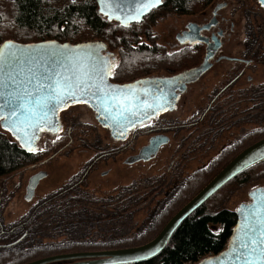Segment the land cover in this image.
<instances>
[{"label": "rangeland", "instance_id": "rangeland-1", "mask_svg": "<svg viewBox=\"0 0 264 264\" xmlns=\"http://www.w3.org/2000/svg\"><path fill=\"white\" fill-rule=\"evenodd\" d=\"M221 1L212 0L208 5L198 6L191 15L161 12L163 14L150 22V34L168 54L184 50L175 40L176 33L182 31L188 21H196L198 25L206 23L210 19L211 6ZM227 2L228 6L218 14L223 19L219 21L218 27L230 25L229 9L232 2ZM240 24H244V18ZM231 45V42L227 43L222 51L229 54ZM114 52L118 59V52ZM186 54L192 61H187L185 66L200 58L199 54L192 50ZM220 67L218 64L206 72L200 82L190 84L180 96L173 111L152 120L149 118L141 124L161 125L169 131V141L160 147L151 160L132 164L124 162L128 156L136 154L147 144L152 135L151 128L137 130L134 137L137 129V126H134L135 129L132 128L128 132L126 140L116 139L99 125L95 112L86 103L69 104L60 112V129L55 133L43 131L38 135L36 151L41 155L39 160L0 177L2 222H19L18 220L25 218L37 202L71 182L75 184L72 194L74 201H71L76 204L75 210L81 212L92 209V215L88 214L89 223L74 226L70 224L69 230L65 232L60 228L45 226L41 231L26 237L28 245H51L82 239L124 246L140 244V239L144 237V231L148 227V219L163 207L187 179L193 178L194 172L202 167H209L210 162L217 158L222 149L235 140L264 127V110L251 114L216 113L211 121L209 114L200 118L203 107L198 108L202 101L199 94L205 88H210L213 78H216L215 73L226 72L223 66ZM173 71L161 69L152 73L160 75ZM263 75L264 72L261 76ZM137 76L142 74L139 72L133 78ZM194 120L197 121L193 122ZM188 123L189 126H184ZM0 131L12 139L1 127ZM164 133L166 134V131ZM173 163L174 166L178 165L177 170L173 168ZM223 163L224 161H220L215 164L216 172ZM40 170L45 171L46 176L39 181L33 197L26 200L24 195L27 181ZM215 170L210 175H207L206 170L203 171L205 176L196 178L197 182L179 196L178 205L206 183L216 173ZM246 173L247 176L235 177L220 188L205 203V209L209 212H216L221 208L233 211L241 203L249 202L248 194L264 185V162L253 166ZM121 187H126L131 195H127ZM64 204L65 202L61 203L62 206ZM212 229L219 231L220 225L212 226ZM121 239L129 242H114ZM133 240L140 241L135 243ZM16 260L20 259L7 256L0 260V263L6 264Z\"/></svg>", "mask_w": 264, "mask_h": 264}, {"label": "trees", "instance_id": "trees-1", "mask_svg": "<svg viewBox=\"0 0 264 264\" xmlns=\"http://www.w3.org/2000/svg\"><path fill=\"white\" fill-rule=\"evenodd\" d=\"M211 1L162 0L160 6L152 9L139 23L121 26L114 21H108L98 12L96 0H0V44L9 39L18 42H36L48 39L70 43L103 41L109 51L114 54V50L118 52V59L115 54L114 65L111 74H109V80L113 82L130 80L139 71L142 76L161 69L179 72L195 65L199 59L185 66L187 61H192L186 54L189 50H179L173 54L166 53L164 47L158 45L150 34L149 24L158 15L163 14L161 12L191 15L198 6L208 5ZM263 137L264 130H255L242 136L223 148L217 158L210 162L209 167H202L194 172L193 178L187 179L163 207L159 211H155L148 219V227L144 231V237L140 239V244L129 246L125 244L124 246L123 244L118 245V243H100L86 239L68 240L51 245H29L26 249L20 250L2 248L0 260L12 256L20 260L6 264H24L55 254L114 249L146 243L160 231L178 209L208 183L211 177L238 154V150H243ZM40 157L38 151H24L13 138L9 139L4 132L0 131V177L33 164ZM220 161H224V163L216 172L215 164ZM263 162L264 160L251 165L235 177L247 176L246 172L250 168ZM205 170L207 175H210L214 170L216 173L214 172L215 174L206 183L178 205L179 196L197 182L196 178L205 176L203 172ZM74 186V183L68 182L41 199L25 218L19 220L18 225L14 226L15 230L12 229V226L9 227V230H7L8 226H6L7 228L4 226L3 230L0 227V240L6 239L7 235L23 233L29 237V234L37 233L45 226L60 228L65 232L69 230L70 224L74 226V224L89 223L88 214L92 215L90 213L92 209L88 208L78 212V209L75 210L76 204L71 202L74 201L72 196ZM121 188L127 195H131L126 187ZM209 199L181 222L165 248L158 255L131 264H193L204 257L220 252L226 246L235 223V215L233 211L226 208H221L216 212L207 211L205 203ZM63 202H65L64 206L61 205ZM108 215L109 213L106 216ZM215 225H220L219 231L212 229V226ZM151 234L153 235L151 236ZM2 236L4 237L2 238ZM139 241H135V243ZM114 242L126 243L129 241L121 239Z\"/></svg>", "mask_w": 264, "mask_h": 264}, {"label": "water", "instance_id": "water-1", "mask_svg": "<svg viewBox=\"0 0 264 264\" xmlns=\"http://www.w3.org/2000/svg\"><path fill=\"white\" fill-rule=\"evenodd\" d=\"M144 2L147 0H105V3L102 4L101 0H96L98 12L105 16L108 21H114L121 26L139 23L152 9L161 4L150 6L147 11H144L138 7ZM101 7H105L106 12L111 14V18L100 11ZM138 11L142 12L139 21L133 20L132 15ZM192 26L197 28V26L189 24L187 30L177 35L180 42H195L199 40L195 38L196 35L191 38H187V35L193 32L199 33V31L208 28V24L198 29L192 28ZM212 47V51L206 52L207 59L202 64L177 74L171 78L172 82L163 81L159 78L157 81L161 83L160 87L147 79L117 83L110 81L108 75H105V84L110 86L108 95L106 96L103 92L92 87L91 92L95 95H87L80 99V102L84 103L83 100H87V104L95 112L97 122L108 127L114 137L121 138L120 134L123 133L125 136L127 130L134 124L147 120L159 111L174 109L178 94L184 90L185 83L198 77L214 62H209L208 59L213 56V51L218 48V45L215 44ZM0 53H3L0 55V117H6L10 108H14L19 103L24 102L25 99L31 101L30 106L38 105L41 97L56 90L58 82L65 79L74 81L76 76L84 72L94 75V70H99L105 61L110 65H114L115 61V54L109 51L106 44L100 40L70 43L55 39L36 42H18L9 39L0 44ZM77 97L79 98V93H77ZM110 97H115V99H110ZM157 97H163V100L167 102L164 103V107L155 110L147 108L146 105L157 102L154 100ZM80 102L69 101L67 106L71 103ZM106 104L114 111L130 109L128 114L131 122L125 121L126 126L120 127L114 124L111 119H106ZM52 107L53 105L49 104L44 110L48 112V120L41 123L39 130H32L35 132V138L30 147L36 148L37 138L41 132H56L60 128L59 112L66 107L57 108L55 117L51 111H48ZM133 112L135 115H132ZM53 119H55V124H52ZM5 123V119H0V127L11 135L21 149L29 151L27 147L23 146V141L5 127ZM168 141L169 138L166 135L153 136L136 154L128 156L124 162L132 164L150 160L160 146ZM262 160H264V137L235 155L201 190L178 209L160 231L146 243L114 249L55 254L24 264H131L150 259L165 248L172 234L185 218L227 182ZM45 176L46 172L40 170L29 177L25 187L24 198L26 200L33 197L36 186ZM249 196L251 201L240 204L235 210L236 222L232 227L226 246L220 252L204 257L196 264H249V261L253 264H264V258L260 256V253L257 251L253 254L251 251L255 247L251 244V239H264L260 236V231L264 229V224L261 223L264 220V188L252 190ZM246 224L247 228H245ZM245 244L248 245L247 248L244 247Z\"/></svg>", "mask_w": 264, "mask_h": 264}, {"label": "flooded vegetation", "instance_id": "flooded-vegetation-1", "mask_svg": "<svg viewBox=\"0 0 264 264\" xmlns=\"http://www.w3.org/2000/svg\"><path fill=\"white\" fill-rule=\"evenodd\" d=\"M227 1L228 0H222L221 2H216L211 6L210 19L206 23H202L201 25H198L196 21H188L185 25V28L182 31L176 33L175 40L178 43H180L182 49L186 51L189 50V52L190 50H192L199 54L200 58L195 65H192L189 68H184L179 72L160 74V75H155L153 73H150L147 75H143L139 77L137 76V78L135 77L133 79L124 80L122 82H117V83H126L139 79H147L151 81V83H155V85L160 87L161 83L158 82L157 79L161 78L163 81L169 80L172 82L171 78L175 77L177 74L183 71H187L191 68L198 67L200 64L203 63V61L207 59L206 52L212 51L213 50L212 46L216 44L218 45V48L215 51H213V56L208 59L209 62H213V61L214 62L211 64V66L208 69H206L198 77L192 78L190 81L185 83L184 90L180 91V93L178 94L174 109L177 106V102L179 101L180 96L186 92L187 87H189L190 84L200 82L201 77L206 72L210 71L213 67L220 64L221 65L220 68H222L223 66L226 72H222L220 74L215 73L214 75L216 78H213L212 85L210 86V88L209 89L205 88L202 91V93L199 94V96L202 98V101H201V105H199L198 108L203 107L202 116H200V118L202 119L204 118L203 116L209 114L210 115L209 120L211 121L214 119L215 117L214 114L216 113L251 114V113L262 112L264 110V75L261 76L264 72V4L261 3V0H230L232 2L231 8L229 9L230 25L218 27L219 21L223 20L222 16L219 17L218 14L220 10H223L228 6ZM217 7L219 8L215 10ZM242 18H244L243 25L240 24ZM189 24H193L197 26V28L192 26V28H196V29L202 27L203 25L208 24V28L203 29L201 32L199 31V33L197 32L198 34L197 33L195 34V32H193L192 30L193 33L187 35V38L195 37L196 35L195 38L199 40L195 42H190V41L180 42L179 39H177V35L187 30ZM229 42H231L232 45H231L230 53L227 54L222 51V48L224 47V45H226ZM222 62H226V63H222ZM201 88L202 87H200L199 90H201ZM87 105L89 106V104ZM171 111H173V109L172 110L165 109L159 111L158 113L151 116L150 119L151 120L155 119L158 116L162 117L163 114ZM60 112H59V123L61 122ZM147 120H149V118ZM145 121L134 124L131 128L127 130L125 136H123V133H121L120 134L121 138L114 137L113 133H111L108 127L102 126L101 124L99 125L102 126L104 129H106L113 138L121 139V140L127 139L126 137L128 136V132L132 128H134V126L135 128L137 126L134 137L137 134L136 133L137 130H142L143 128L146 127L151 128V132H152V135L148 138V141L151 137L156 135L168 136L167 133L169 131L167 129H164V127H161V125L152 126L151 123H148L147 125H141ZM158 121L161 122V120ZM196 121L197 120H194L193 122ZM217 121L219 120L217 119ZM189 125L190 123L185 124L184 126H189ZM260 130H264V127H260L259 129H256V131H260ZM164 131H166V134L164 133ZM115 134H117V131H115ZM158 151L156 152V154L158 153ZM155 155L151 159H153ZM172 166L175 170L178 169V165L174 166L173 163ZM257 188H264V185H261ZM250 201L251 198L249 202ZM233 212L235 215V210H233ZM235 222H236V215H235ZM16 225H18V222L16 221L15 222L8 221L4 223L0 219L1 230L4 229L3 228L4 226H8L7 230H9L10 226H12V229H14L15 228L14 226ZM3 237L4 236H2V238ZM26 237H28V235L26 236V234L24 233L21 235H7L6 239L0 240V250L2 248H7V249L14 248L17 250L26 249V247L29 246L27 244L28 242Z\"/></svg>", "mask_w": 264, "mask_h": 264}, {"label": "snow or ice", "instance_id": "snow-or-ice-1", "mask_svg": "<svg viewBox=\"0 0 264 264\" xmlns=\"http://www.w3.org/2000/svg\"><path fill=\"white\" fill-rule=\"evenodd\" d=\"M101 3L104 4L105 0H101ZM160 3L161 0H147V2L141 3L138 7L147 11L150 6H156ZM261 3L264 4V0H261ZM100 11L111 18V14L106 12L105 7H101ZM141 15L142 12L138 11L134 13L131 18L139 21ZM2 54L3 53H0V55ZM111 67H113V65H110L105 61L99 70H94V75H89V73L84 72L76 76L74 81L65 79L62 82H58L56 90L54 92L50 91L49 95L41 97L38 105L30 106L31 101L25 99L24 102L19 103L14 108H10L8 115L6 117H0V119H5V127H7L9 131L14 132L17 137L23 141V146L27 147L29 151L35 152L37 149L30 147L35 138V132L32 130H39L41 123L48 120V112L44 111L47 106L49 104L53 105L48 111H51L53 117H55V110L62 106L66 107L69 101L80 102V99L87 95H95V93L91 92L92 87H95L97 91L103 92L107 96L110 86L105 84L104 77L105 75L111 74ZM77 93H79V98L77 97ZM110 99H115V97H110ZM154 100L157 102L154 104H148L146 107L153 110L157 108L162 109L164 103H167L163 100V97H157L154 98ZM83 102L87 103L88 101L83 100ZM130 111V109L114 111L106 104L105 118L111 119L114 124L120 127H125V121L129 123L131 122L128 114ZM18 112L19 115H17ZM41 113L43 114L41 115ZM132 115H135V112H133ZM52 124H55V119H53ZM49 127H51V125H49ZM261 223L264 224V220H262ZM245 228H247V224L245 225ZM260 236L264 237V229L260 231ZM251 244L255 245L251 250L252 253L255 254L258 251L260 256L264 258V239L257 240L253 238L251 239ZM244 247L247 248L248 245L245 244ZM249 264H253V262L249 261Z\"/></svg>", "mask_w": 264, "mask_h": 264}]
</instances>
